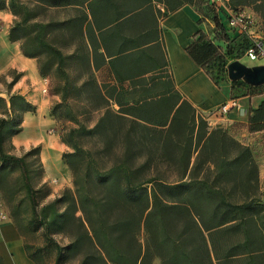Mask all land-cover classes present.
<instances>
[{"label": "trees", "instance_id": "obj_1", "mask_svg": "<svg viewBox=\"0 0 264 264\" xmlns=\"http://www.w3.org/2000/svg\"><path fill=\"white\" fill-rule=\"evenodd\" d=\"M154 1L162 2L165 11L155 8ZM197 1L0 0V9L7 7L13 14L9 40L18 41L22 53L36 59L42 76L53 67L68 81L66 64L76 59L79 95L90 89L105 98L106 104L118 105L112 116L122 129L123 117L132 120L119 136L118 149L113 148L106 132L111 112L107 118L99 117L92 127L76 129L105 138L101 152L110 155V162L102 167L98 154L84 151L61 135L73 150L62 153V159L72 172L74 188L66 187L38 210L25 156L37 154L42 174L40 147H31L24 156L3 148L5 135L11 137L22 130V113L36 107L20 93L8 94L7 101L0 96V166L16 165L23 172L33 205L29 223L43 226L47 244L55 248L53 264H62L66 251L78 255L79 264H154L153 256L160 264H264V202L258 195L257 165L251 150L223 127L209 128L203 116L179 95L160 48L159 18L184 3L199 8ZM207 2L212 12L207 18L214 24L215 36L244 41L243 55L249 38L230 35L223 7L213 0ZM226 4L235 11L250 4L257 11L264 10V0H227ZM50 10H55V17ZM58 37L63 39L61 44ZM64 40H71V45L64 46ZM186 51L215 82L213 68L227 76V64L241 57L235 56L231 47L222 52L202 29ZM41 55L46 57L43 62L38 60ZM127 85L142 90L151 87L157 93L135 98L123 109L129 104L123 93ZM231 86L256 88L241 79L231 81ZM103 87L109 88L105 95ZM145 124L160 128L159 162L172 165V180L159 171L152 154L143 157L136 150V129ZM248 128L264 129V100L250 109ZM74 130H69L71 137ZM235 190L242 193L239 199L230 196ZM142 223L149 233L146 246L138 238ZM51 228L66 233L68 245L60 246L49 235ZM29 256L35 260L31 253ZM0 264H4L1 255Z\"/></svg>", "mask_w": 264, "mask_h": 264}, {"label": "crops", "instance_id": "obj_2", "mask_svg": "<svg viewBox=\"0 0 264 264\" xmlns=\"http://www.w3.org/2000/svg\"><path fill=\"white\" fill-rule=\"evenodd\" d=\"M154 7L161 12L165 11L162 2H155ZM244 9L255 17L258 25L255 29H258V33H264V10L257 11L251 4L244 6ZM12 21L13 14L10 10L7 7L1 8L0 96L7 101L8 94L20 93L36 108L33 112L22 113V130L11 135V144L27 143L29 148L38 144L43 181L52 185L55 181L65 180L63 183L69 186L66 180L70 178V171L62 159L65 143L57 133H42L45 130L44 115L47 110L43 95L45 80L39 72L36 59L24 55L18 41L9 40L8 30ZM209 21L196 4H182L159 18L160 48L165 53V60L179 95L205 117L209 126L223 127L232 138L250 148L257 165L259 198L264 202V129L250 131L248 128L249 111L264 100V91L251 93L245 89L244 92L234 93L230 81L215 82L190 57L186 51L187 46L199 29L206 31ZM155 54L159 58L160 53L155 51ZM13 77L16 79L11 84ZM224 103L230 105L227 112L217 113V109ZM26 244L25 237L9 212L0 208V255L4 264H38L29 256Z\"/></svg>", "mask_w": 264, "mask_h": 264}, {"label": "rangeland", "instance_id": "obj_3", "mask_svg": "<svg viewBox=\"0 0 264 264\" xmlns=\"http://www.w3.org/2000/svg\"><path fill=\"white\" fill-rule=\"evenodd\" d=\"M196 3L199 5V8L202 9L201 12L205 16L210 17V15H212L211 6H209L207 0H200ZM49 13L53 17L56 16L55 10H50ZM60 15H62L61 12ZM207 25L208 26L206 27L205 31L206 34L214 41V43L220 48L222 52H224L227 47H231L233 50V54L237 57H240L241 51L244 48V41L240 42V39L225 41L223 38L215 36V33L213 32L214 24L211 20L207 23ZM57 40V42L61 44V40L63 39L61 37H58ZM54 41H56V37ZM70 42L72 41L64 40V46L66 43L69 44ZM69 50H71V48ZM45 59V55H41L38 60L43 62ZM239 60L248 66L264 63V60L258 58L252 59L246 54L241 55ZM65 69L68 73V81L61 78L60 74L53 70V67L50 68L51 72L49 74L42 76L46 83L43 95L46 99L47 108L44 115V118L46 120L43 130H45L42 131V133L44 134L45 132H54L59 134L60 136L62 135V137L65 139H72L73 142H75L84 151L89 150L94 155L98 154L100 157V159H98L99 165L101 167L106 166L110 162V155L103 154L101 152L103 146L105 145V138L97 134L79 133V131H77L76 129H78L81 125H84L86 128L92 127L95 125L99 117L103 116L104 118H107V114L111 112L110 117L112 118V120H108V122H106V132L113 148L118 149L120 146V143L118 142L119 136L121 135L122 137L129 124H132V120L129 117H123L122 122L124 128L122 129L120 123L117 122L116 118L112 116L118 109V105L106 104L104 100L105 98H99L97 93L91 91L90 89L87 90L85 94L79 95L76 87V85H78L77 81L79 64L76 59H70L66 64ZM211 74L215 79H217V82H219L220 80H227L230 82L233 81L230 80L225 74H217L215 68L212 69ZM254 87L256 88L235 86L234 93L244 92L245 89L251 93L264 91V85ZM108 90L109 88L103 87V94L105 95L106 93H108ZM123 93L125 94L124 101H129V104L123 106V109H127L130 107L132 103L131 101L133 99L140 96L154 95L157 93V90L151 87L147 88L146 90H142L139 87H131L127 85L123 90ZM170 95H172V93ZM156 99L158 98H155L154 100ZM151 117H153V115H151ZM203 118L207 122L205 117ZM140 126H138L136 129L138 133V144L136 150H140V153H142L143 157H147L149 156V154H152L153 159H155V161H158L157 167L159 171L168 180H172L175 175L172 165L166 162H159L160 159L158 155L161 152L159 142L160 128L155 124H145L143 126ZM208 127L214 128L215 126H209L208 124ZM73 128L75 130L72 134L73 137H71L69 135V130ZM164 133L165 132H163V134ZM35 146H38V144L32 145L31 147ZM65 146L66 147L63 153L68 154L73 151L69 145L65 144ZM3 148L5 151L17 156H24L30 149L27 143L12 145L9 135H5L3 139ZM72 160L75 165L79 166V162H77V159H74V157H72ZM25 162L29 169V180L32 187L31 194H33V198L35 199L36 209L39 210L43 204L51 201L66 187L70 189L74 188L72 182V172L68 165L67 166L70 171V178L66 181L69 182V186H66L63 183L65 182V180H60L58 182L55 181L51 185L46 181H43L41 168L37 160L36 153L32 152L30 154H26ZM24 183L25 177L23 176V172H21L18 166H0V208L6 210L11 216H13L14 220L17 222L19 229L21 230V233L25 237L29 253L33 255L37 263L53 264L55 248L53 244H47L46 238L43 234V226H41V224H38V222L36 223L37 226L36 224L34 225L29 223L33 205L31 203V198L26 192ZM241 194L242 193L240 191L235 190L232 191L230 196L233 199H239L241 197ZM49 235L60 246H66L70 241V237L66 233L58 232L55 228L50 229ZM138 238L144 246L149 244V233L144 223H142L139 228ZM38 248H41V250H38ZM152 260L154 264H160V260L156 256H153ZM62 264H79V256L72 253H67L66 251Z\"/></svg>", "mask_w": 264, "mask_h": 264}, {"label": "built area", "instance_id": "obj_4", "mask_svg": "<svg viewBox=\"0 0 264 264\" xmlns=\"http://www.w3.org/2000/svg\"><path fill=\"white\" fill-rule=\"evenodd\" d=\"M213 1L221 5L227 13L224 20L227 32L233 36L246 35L249 38L250 45L245 49L244 54L252 59L258 58L264 60V33L259 34L258 29H255L257 23L252 13L245 9L238 11L231 9L226 4L227 0ZM229 107L230 105L224 103L216 112L219 114L226 113Z\"/></svg>", "mask_w": 264, "mask_h": 264}, {"label": "water", "instance_id": "obj_5", "mask_svg": "<svg viewBox=\"0 0 264 264\" xmlns=\"http://www.w3.org/2000/svg\"><path fill=\"white\" fill-rule=\"evenodd\" d=\"M226 70L230 80L241 79L252 86L264 85V63L248 66L234 59L227 64Z\"/></svg>", "mask_w": 264, "mask_h": 264}]
</instances>
